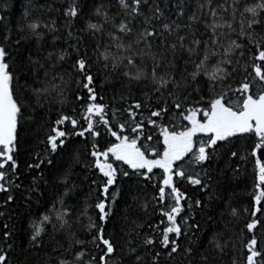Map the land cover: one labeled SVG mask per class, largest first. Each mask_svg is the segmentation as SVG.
I'll return each instance as SVG.
<instances>
[{"label":"snow or ice","instance_id":"obj_1","mask_svg":"<svg viewBox=\"0 0 264 264\" xmlns=\"http://www.w3.org/2000/svg\"><path fill=\"white\" fill-rule=\"evenodd\" d=\"M0 218V264H264V0H0Z\"/></svg>","mask_w":264,"mask_h":264},{"label":"trees","instance_id":"obj_2","mask_svg":"<svg viewBox=\"0 0 264 264\" xmlns=\"http://www.w3.org/2000/svg\"><path fill=\"white\" fill-rule=\"evenodd\" d=\"M59 105H56V107H58ZM43 110H38V113L42 112ZM52 116L54 117L55 116V112L52 113ZM37 118H39V115H37ZM251 165H249V172L251 171ZM245 186L243 184L240 185V187L237 189V191L239 192V194L242 196V197H246L247 196V192L244 190ZM251 190V180L249 179L248 180V191ZM13 217H15V214H13ZM17 219V223L19 224L20 221L18 218ZM4 222L3 221V218H0V223ZM9 223H11V221H8ZM20 256V252H19V249H16L15 252H14V255H13V258L10 262V264H16V257ZM32 256L35 257L36 254L35 253H32ZM25 259H27V254H25V256L23 257ZM40 259H44V260H47V257H45L43 255V253H41V256H40ZM37 264H39V259H37ZM176 264H179V260L176 262Z\"/></svg>","mask_w":264,"mask_h":264}]
</instances>
